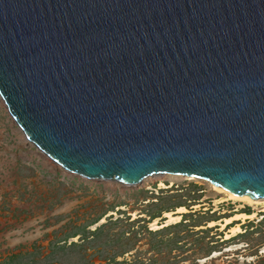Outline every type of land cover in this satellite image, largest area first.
Returning <instances> with one entry per match:
<instances>
[{
    "label": "water",
    "instance_id": "1",
    "mask_svg": "<svg viewBox=\"0 0 264 264\" xmlns=\"http://www.w3.org/2000/svg\"><path fill=\"white\" fill-rule=\"evenodd\" d=\"M0 99L67 173L264 198V0H0Z\"/></svg>",
    "mask_w": 264,
    "mask_h": 264
},
{
    "label": "rangeland",
    "instance_id": "2",
    "mask_svg": "<svg viewBox=\"0 0 264 264\" xmlns=\"http://www.w3.org/2000/svg\"><path fill=\"white\" fill-rule=\"evenodd\" d=\"M258 203L181 175L123 185L67 173L24 140L0 101V264L6 252L37 261L64 237L57 264H264ZM165 212L179 219L160 225Z\"/></svg>",
    "mask_w": 264,
    "mask_h": 264
},
{
    "label": "bare ground",
    "instance_id": "3",
    "mask_svg": "<svg viewBox=\"0 0 264 264\" xmlns=\"http://www.w3.org/2000/svg\"><path fill=\"white\" fill-rule=\"evenodd\" d=\"M1 101V99H0ZM2 103V101H1ZM3 104V103H2ZM165 175V174H164ZM167 175H172V174H167ZM147 178V177H146ZM186 178H190V177H186ZM145 179V178H144ZM194 179H197V178H194ZM199 180H203V179H199ZM203 181H206V180H203ZM208 182V181H206ZM209 183V182H208ZM161 182L159 183V185L161 186ZM212 187V189L220 192L223 194V196L225 197V199H232V200H238V201H243V202H247V203H258L259 201L264 203V198H251L249 197L248 195H245V194H242V195H235V194H232L230 192H226V191H222L218 188V186L216 185H213L211 183H209ZM259 204V203H258ZM255 205V204H254ZM179 210H183V207H179ZM178 211V210H177ZM165 215H166V219L164 220V222H162L160 225L162 224H167V223H170V222H174V221H177L179 219V215L178 214H172L171 212H165ZM246 216H249L252 217L253 214H237L234 218H241V219H244ZM227 220L229 221V219L227 218ZM154 223V222H153ZM152 225H157V224H153ZM231 233L234 234L236 232H239L240 231V228H239V225H235L234 227H232L230 229Z\"/></svg>",
    "mask_w": 264,
    "mask_h": 264
},
{
    "label": "trees",
    "instance_id": "4",
    "mask_svg": "<svg viewBox=\"0 0 264 264\" xmlns=\"http://www.w3.org/2000/svg\"><path fill=\"white\" fill-rule=\"evenodd\" d=\"M79 234V232H72L71 234L67 235L68 236H75ZM60 240L63 241L62 243H60ZM60 240H53L50 244H49V249L47 250V259H51L57 263H60L59 262V259L56 258L54 256V254L57 252V251H65L66 249V245H63L64 244V241H65V237L63 239H60ZM68 245H75V242L71 241L68 243ZM19 255H12L11 257H9V261H8V264H20L18 262V260H16L18 258Z\"/></svg>",
    "mask_w": 264,
    "mask_h": 264
},
{
    "label": "crops",
    "instance_id": "5",
    "mask_svg": "<svg viewBox=\"0 0 264 264\" xmlns=\"http://www.w3.org/2000/svg\"><path fill=\"white\" fill-rule=\"evenodd\" d=\"M40 254V259H38L37 261H35L34 259H22L25 258L23 256H19L16 260H18V262L20 264H57V262L51 260V259H47V250H42L41 252H39ZM12 255H18V254H13L10 252H6L2 254V258H1V264H8L9 261V257H11ZM26 255H30V253H26ZM32 256V253H31Z\"/></svg>",
    "mask_w": 264,
    "mask_h": 264
}]
</instances>
